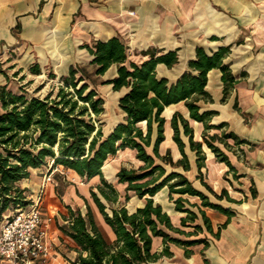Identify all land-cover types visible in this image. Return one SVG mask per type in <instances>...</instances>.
Masks as SVG:
<instances>
[{
    "label": "trees",
    "instance_id": "trees-1",
    "mask_svg": "<svg viewBox=\"0 0 264 264\" xmlns=\"http://www.w3.org/2000/svg\"><path fill=\"white\" fill-rule=\"evenodd\" d=\"M82 47L88 50L92 59L86 64H71L68 73L60 75L62 82L57 89L49 90L44 96L28 95L23 89L15 92L7 83L0 84V219L10 207L30 202L26 193L29 187L18 182L29 178L32 169L42 167L52 159L53 167L62 165L87 179L100 175L101 182L96 185L97 189H91V197L116 235L113 242L106 239L87 198L85 214L68 205L69 215H65L68 224L62 229L77 243V264H144L171 255L170 242L184 247L208 244L207 236H201L204 226L215 236L219 231L214 232L202 206L228 212L213 201L211 195L229 201L237 199L231 197L225 187L216 191L204 178V144L236 172L229 156L216 142L232 149L230 138L235 144L246 141L231 130L210 134L209 129H223L227 122L212 123L218 111L203 106L213 101L206 89L208 72L212 68L222 70V100L237 81L230 66L224 62L230 46H220L212 52L198 46L195 59L189 62L191 70L182 73L175 82L159 76L157 65L163 62L173 66L179 59L177 50L150 47L142 51L147 58L137 62L129 59L128 45L119 36L94 40ZM114 64L117 65L116 74L102 83L112 84L114 90L125 89L118 100L124 115L105 132L101 121L105 98L96 84L97 78ZM30 70L39 73L40 65L36 63ZM0 72L7 77L1 66ZM179 101L185 102L190 117L202 121L205 129L203 139L196 140L189 119L180 110H175L171 118L173 139L182 153L175 160L171 148L161 151L166 122L163 111L166 106ZM183 135L188 137L190 148L196 152L197 178L204 189L196 186L185 173L191 169V163ZM125 148L134 149L136 157L143 162L137 168L122 166L116 173L119 182L127 183L126 201L131 197L130 192L145 199L135 209H130L126 203L113 206L119 201V191L104 177L102 170L110 155ZM166 165L172 169L168 171ZM165 187L175 209L186 212L180 225H176L163 205L155 200V195ZM185 195L198 196L201 202H191ZM187 203L196 206L198 211ZM199 216L204 225L197 222ZM155 236H162L165 243L161 252L153 250ZM191 251L185 250L186 254Z\"/></svg>",
    "mask_w": 264,
    "mask_h": 264
},
{
    "label": "crops",
    "instance_id": "crops-1",
    "mask_svg": "<svg viewBox=\"0 0 264 264\" xmlns=\"http://www.w3.org/2000/svg\"><path fill=\"white\" fill-rule=\"evenodd\" d=\"M112 36H119L128 45L129 59L137 62L147 58L142 51L150 47L164 51L177 50V63L171 67L163 62L157 65L158 75L167 77L170 82H175L182 73L191 70L189 62L195 59L198 46H204L208 52H212L220 46L229 45L230 52L224 62L230 66L237 81L226 99L222 100V70L212 68L208 72L206 89L213 101L204 103L203 106L218 111L213 116L212 123L227 122L226 127L221 128L222 131H234L246 140L235 144L234 139L230 138L228 141L233 144L232 149H227L223 143H217L229 156L236 172L231 171L229 165L204 144L206 159L203 168L207 172L209 184L218 192L223 187L227 188L230 196L237 199L229 201L211 195V199L227 208L228 212L202 206L211 220L214 232L219 231V235L215 236L204 226L201 236H207L208 244L198 243L184 247L170 242L171 255H163L144 264H264V0H0V63L15 52L40 51L45 41L50 42L54 38L59 46L70 49L72 45H76L79 46L77 48L86 49L82 47L84 43L107 40ZM86 51L89 62L92 56L87 49ZM116 71L117 65L114 64L105 74L109 72L107 78H110ZM3 79L4 76L0 73V84ZM107 84L112 87V84ZM115 91L120 93V97L125 89ZM175 110H180L189 119L196 140L203 139L205 126L202 121L190 117L184 101L165 107V140L161 143V151L162 148L165 151L171 148L172 155L174 157L176 154L177 158L174 159L177 160L182 153L173 139L171 118ZM183 139L191 163L188 171L194 167L198 171L196 152L190 148L188 137L183 135ZM190 152L194 153V162ZM34 170L40 171L41 167ZM70 171L82 177L75 170ZM231 172L239 176L245 185L240 191H233L234 193L229 190L223 178L225 174L231 179ZM97 177L98 175L91 177L85 187L79 184L75 188L69 186L63 198L76 203L77 207L67 202L66 211L58 203L60 199L54 192L55 184L47 183L43 203L45 215L54 218L48 236L51 256L45 262L34 260L28 264H77V243L63 231L62 226L68 224V219H65V215H69L68 205L86 213L85 198L106 239L109 242L115 240L113 229L105 221L94 200L91 201L93 187L90 185ZM18 183L29 187L31 191L41 188L40 181L35 177L24 178ZM201 186L203 187L202 184ZM201 186L198 187L202 188ZM160 203L172 217L169 208ZM194 207L191 208L198 211ZM173 209L179 215V224L173 218L172 220L180 225L181 217L186 212L176 210L174 206ZM10 210L11 207L3 214L0 223ZM197 222L203 224L201 216ZM164 246L162 236H155L153 250L161 252ZM186 248L192 251L186 254Z\"/></svg>",
    "mask_w": 264,
    "mask_h": 264
},
{
    "label": "rangeland",
    "instance_id": "rangeland-1",
    "mask_svg": "<svg viewBox=\"0 0 264 264\" xmlns=\"http://www.w3.org/2000/svg\"><path fill=\"white\" fill-rule=\"evenodd\" d=\"M77 47L79 46L72 45L69 49V47L67 46H59L54 38L50 42L45 41V43L43 44V49H41L40 51L25 50L18 53L15 52L11 56H9V59L4 58L3 62L0 63V66L7 73V77L2 73L4 79L1 84L7 83V86L15 92H19L21 89H23L24 92H26V94L28 95L44 96L49 90L57 89L58 84L62 82L60 79V75L68 73L70 64L77 62L85 64L88 63L89 57L87 55L86 49ZM36 63L40 65L41 70L39 73H33L30 70L31 66ZM52 73H55V75L52 76ZM109 74L110 73L108 72L107 74L99 76L97 78L98 84H96L98 91L105 98V111L101 115V121H103L102 125L105 132H108L114 124H116L122 119L123 116V113L118 105L120 93L118 91L113 90L111 85L107 83H102V80H105V78H107ZM99 122L100 121H98L97 124H100ZM208 132L210 134L214 132H222V129L217 130L215 128H212L209 129ZM206 148L208 149V147ZM162 152H165L164 148H162ZM176 156L177 155L175 154L174 158H177ZM190 157L194 162V153L190 152ZM142 163L143 162L136 157V151L131 148L121 149L116 154L110 155L108 157L107 161L104 164L105 167L103 174L105 178L108 181L112 182L119 191V201L113 203V206H118L123 203H126L127 206L131 209L138 205H142L145 202V199L139 198L133 192H130L131 197L128 201H126L125 194L127 192V183H119L116 177V173H114V171L119 170V168L122 166H126L128 168H137ZM166 167L168 171L172 169L170 165H166ZM202 171L204 178L209 182L205 168H203ZM47 172H52V177L46 182L45 186L47 185V183L55 184L54 192L57 198L60 199L58 203L60 204V206L65 207V211L67 202H71L69 199L65 201L63 198V195H65L66 190L69 188V186L75 188V186L79 184L80 186L85 187L87 186V183L90 180L85 177H78L77 175H75V173H72L69 168H66L64 166L62 167L61 165H57L53 167L52 159H48L47 163L41 167L40 171H35L34 169H32L30 177H35L37 181H40L42 186L45 180L44 176ZM186 174L192 180H194L196 185L201 186L200 180L197 178V168L194 167L191 171L186 172ZM229 176L231 179H228L225 174L223 176L229 190H231L232 192L235 190L240 191V188L245 187L239 176H235L233 172L229 173ZM98 182H101L100 175H98L97 179H95V181L91 183L90 187L92 186L94 189H97L96 185L98 184ZM36 187L38 188V185ZM76 190L77 193H79L78 188H76ZM38 191L39 190L37 189L36 191H31L29 189L26 193L29 197H32L35 196ZM237 194H239L238 196H242L241 193ZM185 196L189 198L191 202H201L199 197L191 195ZM44 198L45 190H43V202ZM155 200L162 202L166 207H168L169 211L173 214V220L177 224H179V215H177V213L175 214V212L173 211L174 201L170 199L169 192L166 187L155 195ZM91 201L93 202L92 197ZM71 203L72 206H74L75 208L77 207L76 203ZM187 205L190 207H194L189 203H187ZM81 206L84 210L86 209L84 203H82ZM187 228L191 229L189 227Z\"/></svg>",
    "mask_w": 264,
    "mask_h": 264
},
{
    "label": "built area",
    "instance_id": "built-area-1",
    "mask_svg": "<svg viewBox=\"0 0 264 264\" xmlns=\"http://www.w3.org/2000/svg\"><path fill=\"white\" fill-rule=\"evenodd\" d=\"M52 172L44 176V183L26 205L12 206L0 223V264H28L45 262L51 256L48 236L54 218L45 215L43 190Z\"/></svg>",
    "mask_w": 264,
    "mask_h": 264
}]
</instances>
